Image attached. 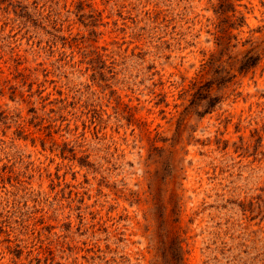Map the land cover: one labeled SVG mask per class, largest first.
Instances as JSON below:
<instances>
[{"label":"rangeland","instance_id":"obj_1","mask_svg":"<svg viewBox=\"0 0 264 264\" xmlns=\"http://www.w3.org/2000/svg\"><path fill=\"white\" fill-rule=\"evenodd\" d=\"M230 1L0 0V264H264V0Z\"/></svg>","mask_w":264,"mask_h":264},{"label":"trees","instance_id":"obj_2","mask_svg":"<svg viewBox=\"0 0 264 264\" xmlns=\"http://www.w3.org/2000/svg\"><path fill=\"white\" fill-rule=\"evenodd\" d=\"M234 12L236 11L235 9V4L230 1V0H219V6L217 9V12L219 15H224L226 12ZM243 23H245V19L243 21ZM228 47V46H226ZM260 57L259 56H253L250 53H247L243 60L241 61V66H240V72L243 71H248L249 69L255 67L257 65V63L259 62ZM214 84V83H213ZM196 89V92L194 94V97L196 98L195 101H201L203 100V98L205 97V89H203V87H198L195 86L194 87ZM209 90L211 88V85L208 86ZM209 98V97H208ZM221 102V97L219 96H213L210 99L209 103H206L205 105V113H209L213 108H215L219 103ZM174 252H173V256H174V264H183V260H184V255H183V249L180 246L179 242H177V240L175 239L174 241Z\"/></svg>","mask_w":264,"mask_h":264}]
</instances>
